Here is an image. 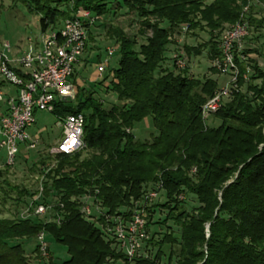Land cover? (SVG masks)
<instances>
[{"label":"trees","instance_id":"trees-1","mask_svg":"<svg viewBox=\"0 0 264 264\" xmlns=\"http://www.w3.org/2000/svg\"><path fill=\"white\" fill-rule=\"evenodd\" d=\"M24 1L39 15L41 31L73 18L78 9L98 20L110 11L107 0ZM112 1L116 9L137 14L139 35L144 38L138 44L122 31H107L118 45L119 60L105 90L122 105L102 107L94 97L101 90H97L103 84L100 81L89 84L90 90L79 87L74 103L55 105L54 116L84 115V148L68 156L37 154L32 172L43 180L34 203L50 206L53 221L0 218V264H30L22 246L9 241L34 240L37 255L40 232L66 247L69 257L59 264H264V57L262 67L258 66L251 57L259 52L248 46L250 32L264 39V16L256 18L253 7L243 14L248 0ZM257 1L264 6V0ZM241 15L248 35L234 56L238 89L210 117L219 124L207 125L201 107L218 90L217 81L197 80L187 76L186 70L176 72L173 60L163 68L170 59L167 46L172 36L185 34L181 25L188 24V34L205 32L209 40L196 46L184 44L185 55L198 56L207 50L212 62L220 57L223 24H234ZM100 58L96 54L92 60L98 64ZM210 71L220 73L212 65ZM72 77L74 81L75 71ZM107 77L108 72L102 80ZM147 117L155 133L150 141H140L133 127ZM232 175H236L233 181L223 185ZM10 190L17 193V203L34 195L25 188ZM37 191L38 187L35 195ZM150 192H162L163 200L144 207L145 256L128 260L105 233L103 216L128 220L134 205ZM189 196L198 203L191 210ZM83 197H90L103 216L85 218L80 213ZM160 213L163 220L158 222L154 218ZM168 222L178 229L176 236ZM158 224L165 227L160 238L152 229Z\"/></svg>","mask_w":264,"mask_h":264},{"label":"built area","instance_id":"built-area-1","mask_svg":"<svg viewBox=\"0 0 264 264\" xmlns=\"http://www.w3.org/2000/svg\"><path fill=\"white\" fill-rule=\"evenodd\" d=\"M252 3L258 1L248 0L243 14L247 13ZM97 20L98 17L89 11L78 9L73 18L64 19L41 31L37 46H30L29 50L23 51L14 60H8L5 55L0 54V152L4 153L5 167L15 165L20 144H23L26 150L33 151L41 143L40 139L27 132L35 123L34 115L37 110L53 114L55 105L75 102L77 85L72 76L85 52L88 30ZM185 30L182 27V32ZM247 35L248 24L244 15L221 32L218 42L220 57L214 58L211 65L220 73L229 74L230 80L203 104L201 107L203 120L206 121L213 116L231 92L237 91L234 56L240 51ZM4 48L8 50V44H5ZM117 48L118 45L108 48L107 57L116 54ZM187 62V56L183 51L173 56V64L177 70H183ZM107 66V60L102 61L96 69V74L101 76ZM55 118L61 135L55 144L49 146L48 153L51 156H68L82 150L84 115L73 113ZM41 192L40 181L37 195L21 214L23 219L51 213L50 206L34 203ZM156 195L155 192L146 194L142 202L134 205L128 220L121 216H103L99 207L91 202L90 197L82 198L80 213L89 219H94L96 215L103 216L106 222L105 233L124 256L132 260L145 256L143 245L148 239V234L145 229L144 207L150 204ZM36 241L39 253L46 255L48 245L43 232L36 236Z\"/></svg>","mask_w":264,"mask_h":264},{"label":"rangeland","instance_id":"rangeland-1","mask_svg":"<svg viewBox=\"0 0 264 264\" xmlns=\"http://www.w3.org/2000/svg\"><path fill=\"white\" fill-rule=\"evenodd\" d=\"M107 2L110 4L109 13L99 18V24L97 26H92L88 30V33L91 34V39L87 38L86 45L88 46V49L85 50L81 60H79L75 67L76 78L74 80L77 85V89L79 87L88 86V89L90 90L91 87L89 84L98 81L103 83L99 85L97 90H101L99 92L96 91L94 97L106 110L110 109L113 104L122 105L121 102L117 101L116 96L111 91L105 90L112 75L111 70L117 67L119 60V55L117 53L110 58L106 56L107 49L117 45L114 40L107 36V31H109L110 28L112 31L116 29L118 31H122L125 35H127V37L135 38L138 44L144 43V38L139 35L141 30V19L137 16V14L135 12L127 11L126 8L116 9L112 0H107ZM251 7H253L252 14H254L256 18L264 16V6H261L259 3H252ZM162 26L167 25L164 23ZM229 26L230 24L224 23L222 28L225 29ZM182 27L186 29L184 35H177L175 38L172 36L170 38L172 44L167 46L168 53L166 55L170 59L163 62V68L167 66L170 67L173 56L177 52L183 51L184 44L188 46H196L209 40L208 34L205 32L196 31L197 35L191 36L188 34V24L181 25L180 31H182ZM40 32L39 15L36 12L29 10L28 4L24 0H0V54L5 55L8 60H14V58L20 55L23 51L29 50L30 46H37L40 39ZM146 34L150 36L149 32ZM248 39H251L249 40L248 46L255 48L259 52V54H254L251 58L256 61L258 66L262 67V57H264V39L259 36V34L252 32H250ZM5 44H8V50L4 48ZM96 54L101 55V62L104 60H107L108 62V66L101 76L96 74V69L101 62L99 61L97 64L95 60H92ZM86 60H89L90 62L88 63ZM187 60V65L183 70H186V74L189 77H193L197 80H205L207 78L216 80L218 89L223 87L226 82L230 80V75L227 73L214 74L210 71L211 62L208 59L207 50H203L198 56L188 57ZM12 65L16 66L15 63H12ZM175 71L179 72L180 70L175 69ZM107 72L109 77L102 80L103 76ZM248 75L249 68H247L246 73L243 75L245 81H248ZM244 88L245 87L242 89L244 90ZM34 118L35 123L27 130V132L29 135L40 139L41 143L39 146L33 151H28L25 149L23 144H20L15 165L8 168L3 165L4 153L2 151L0 152V170L3 172L0 174V218H23L21 214L36 196L34 192L37 190L39 184L38 182L43 180L42 176L32 172V163L35 162L37 154H45L48 152V145L51 146L55 144L61 135L60 129L57 125V119L53 114L37 110ZM212 119L214 118H208L206 120V124L212 125L211 121H213V126H217L219 121ZM154 133L155 129L152 126L150 117L136 123L133 127V134L136 139H139L140 141H150L151 136ZM84 156L85 153L82 154V157ZM49 164L50 163H46L45 166ZM193 171L194 169L192 172ZM235 177L236 175L230 176V178H228L223 185L231 183ZM149 186L150 185H148V189L151 188V186ZM14 187L19 189L25 188L30 194L33 193L34 195L29 198L24 197L19 203H17L14 201V199L17 198V193L10 190ZM162 200L163 193L157 192V195L151 200V202H161ZM186 200L188 210L198 206L195 197L189 196ZM23 216H25V214ZM46 217H48V221H53L51 213H49L48 216L42 215L35 218L45 223ZM154 219L161 222L163 220V214L160 213L156 215ZM167 225L172 228L176 236L178 229L173 226L171 222H168ZM152 229L155 230V232H158V234H156L157 238H160L165 231V227L160 226L159 224ZM205 231L207 236L208 225L206 226ZM44 239L48 245L46 255H42L41 253H37L36 255L33 252L36 247V242L34 240L18 239L11 240L9 243L12 245L20 244L26 256H28L30 264H49V261L59 264L68 259L69 255L65 246L55 242L46 233H44ZM164 253L166 255L168 254V247L164 248ZM107 264L122 263L121 261H109Z\"/></svg>","mask_w":264,"mask_h":264},{"label":"water","instance_id":"water-1","mask_svg":"<svg viewBox=\"0 0 264 264\" xmlns=\"http://www.w3.org/2000/svg\"><path fill=\"white\" fill-rule=\"evenodd\" d=\"M209 235V232L207 231V236Z\"/></svg>","mask_w":264,"mask_h":264}]
</instances>
